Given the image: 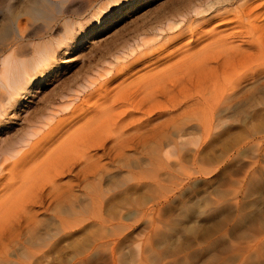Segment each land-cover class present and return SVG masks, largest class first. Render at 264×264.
<instances>
[{
  "label": "rangeland",
  "instance_id": "374dc122",
  "mask_svg": "<svg viewBox=\"0 0 264 264\" xmlns=\"http://www.w3.org/2000/svg\"><path fill=\"white\" fill-rule=\"evenodd\" d=\"M123 8L109 18L84 21L77 39L57 49L50 66L40 68L27 92L13 99L1 118L2 153L38 133L31 137L26 157L0 175L3 198H10L1 218L8 219L9 208L15 202L22 206L19 198L30 194H43L46 202L35 208V228L23 233L19 243L33 244L32 249L14 243L7 256L0 250V264H264V76L243 79L237 94H228L216 108L170 109L177 102L190 106L192 96L200 100L199 93L214 98L222 84L243 74L237 68L231 79L221 74L237 64L235 49L248 41L236 16L250 17L247 23L242 19L251 25L247 28L264 34V0H133ZM170 18L176 19V29H168ZM140 33L146 43L138 48L134 42ZM239 33L244 41L234 38ZM198 52L212 55V63L203 66ZM225 54L236 57L226 60ZM107 61L113 64L112 75L80 92ZM149 117L148 129L171 119L174 126L162 128L161 136L150 134L151 141L138 153L127 150L115 153L120 159L109 160L118 142L133 138L137 131L132 126ZM203 120L209 123L207 133ZM153 139L164 143L157 161L149 154L159 147ZM98 142L105 146L97 152ZM90 152L101 158L87 165L102 160L107 167L98 171L97 180H79L75 175ZM72 163V174L57 176L56 169ZM66 182L75 185L72 191L61 192L64 197L55 194ZM95 189L102 193V208L94 211L89 197ZM62 216L70 222L65 231L58 222Z\"/></svg>",
  "mask_w": 264,
  "mask_h": 264
},
{
  "label": "bare ground",
  "instance_id": "6f19581e",
  "mask_svg": "<svg viewBox=\"0 0 264 264\" xmlns=\"http://www.w3.org/2000/svg\"><path fill=\"white\" fill-rule=\"evenodd\" d=\"M100 1H102V0H0V15H3L4 17L6 16L5 19L3 18L4 20L0 19V128H1V122H2L1 118H2L5 110L7 109V107L11 106L12 100L15 99L17 96H20V95L24 94L25 92H27V90L29 89L28 87H29L30 83L33 81V79L38 77V74H41V71H39L40 68L42 69L44 67L47 68L50 66V62L54 59L55 53H56L58 48H60L62 46H70L71 43H73V41L77 39V37L80 35L81 29L84 27V21H89V20L92 21L95 19L99 20L102 17L104 19H105V17L109 18L113 15L114 12H117V11L119 13L122 12L124 10L123 7L125 6V4H127L133 0H107V1H109L108 4H102V2H100ZM260 8H262V6ZM258 10H260V9H258ZM195 11H197V9ZM259 13H261V12H259ZM249 15H251V13ZM234 16H236V15H234ZM252 16H254V15H251V17ZM258 16H260V15H258ZM236 17L239 21V22L237 21V23H236L237 27H240L242 29V27L245 26V28L247 30H245V36H244V34H242L243 33L242 32L236 36L234 35V38L236 40L238 39V40L244 41L245 39L242 38L244 36L245 38L247 37L248 41L247 40H245L244 42L240 41L241 44L237 47V50L235 49L236 52L234 54L237 56V58L235 60L237 62V64L234 63V60L231 61L234 54L233 55L227 54L230 56L232 55L231 57H229L225 54L226 60H227V57L231 58V60H228V61H230V63L233 62L235 65L233 63H231V64H233L234 67L230 66V67L224 68L223 71L221 69L224 65H222L220 70L223 72V73H221L223 78L229 77L226 79H231L230 77L233 75L236 76L237 70L235 68H237L239 70V72L244 71L243 74H241V75L238 74L235 78L231 79V81L227 80V82H229V83H227V85L222 84V86H224V87L221 86L222 90L221 91L219 90L220 93H218V88H217V90L215 89L218 94L214 93L215 90L213 92L215 95L212 93L210 94L212 96L214 95L215 96V97L213 96L214 98H211V97L209 98L205 94H203L204 93V89H203V93H202L203 95H201L200 93H199V95L197 94L198 95L197 98H199L200 100L196 99V97L194 98L191 95L192 99L190 101H193V100L195 101L193 104H190V106H189L188 105L189 103L188 104L187 103L183 104V102L178 103L176 100L175 102H177V104L172 105L170 107V109H180L181 107L186 108V106L188 109H192V108L199 109L200 107H202L200 109H204V108L210 109L211 107H212V109L214 107L216 108L215 105H217V104L219 105V103L221 101H223L225 96H227L228 94L229 95L231 94L230 96H234L237 94L236 89L240 88L241 81L243 79H245V78L256 79V77L259 79V78H262V76H264V34H261L260 32H257V31L253 32V31H251V29L247 28V26L248 27L250 26V28H251V25L247 24V26H246V24L243 22L242 19H244V21L247 23L249 21L250 17H245V14L244 15L240 14L239 16H236ZM256 19H257V17H256ZM175 20L176 19H174V18H172V19L170 18L168 20L167 26H169L168 27V29L170 28L169 30H171V29L173 30V29L177 28L178 24L176 23ZM173 21H175V22H173ZM241 23H242V25H241ZM249 23H252V22L250 21ZM252 28H254V27H252ZM155 32L153 35L157 36V33H155ZM261 32H262V30H261ZM259 33H260V35H259ZM137 37L138 38L136 39L134 44L136 46H138V48H141L139 46H142V44L144 45V43H146V40L143 39L141 33H140V35L138 34ZM202 39H204V37L200 38V40H198L197 42H201ZM36 40H39L38 43L35 42ZM218 43H219L218 41H217V43H215L216 47L218 46ZM236 44H238V43H236ZM27 45H28V47L31 46V48L25 49V47H27ZM213 45L212 46L210 45V46L213 47ZM210 46H205V47H207V49H208ZM220 46L221 45H219V47ZM205 49L206 48H204V47L200 48L201 51H205ZM209 49H211V48H209ZM184 50H185V48H184ZM212 51H213V49H212ZM207 52L208 51H205L204 53H207ZM198 53L200 55L203 52L202 53L198 52ZM220 53L219 54L222 55L221 51H220ZM209 54H210V52L205 54V55L209 56ZM208 56L204 57V55H203L204 58H203V61H201L203 63V66H204V64L208 65V63H212L213 56L212 55L210 57H208ZM222 56H224V55H222ZM188 57H186V58H188ZM217 57H219V56H217ZM235 57H233V59ZM220 58H221V56H220ZM116 59H118V56ZM198 60H200L199 57H198ZM222 60H224V57ZM217 62H218V60H217ZM217 62H215V63H217ZM224 62H227V61H224ZM106 64H108L107 67L104 66L105 65L104 64L101 68L94 70L95 73H93V75L94 74L95 75L93 77H90L89 80L86 79L87 81H86L85 85L82 86V89L80 90V92L86 91L87 89L92 88L96 84L95 83L96 79H99V78L103 79L104 76L106 77V76L112 75L113 70H111V68L109 67V66L113 65L112 62L109 63L107 61ZM197 64H199V62ZM219 64H220V62H219ZM239 65H241V66L239 67ZM195 66H196V64H195ZM193 71H195V70H193ZM231 71H233L232 75H230ZM198 74H200V72ZM198 74H196V75H198ZM214 76H215V74H214ZM216 76H219V77H215L214 78L215 80H216V78H220V75H216ZM226 79H225V81H226ZM177 80H179V79H177ZM205 80H207V79H205ZM205 80H203V83L206 84ZM215 80L213 81L214 85H215V82L217 81V80L216 81ZM220 80H222V79H220ZM197 81H198V79H197ZM218 81H219V79H218ZM179 86L181 87V85H179ZM207 87H209V85ZM203 88H204V86H203ZM78 91H79V89H78ZM165 92H167V91L165 90ZM195 95H196V93H195ZM151 96H153V95H151ZM168 96H169V94H168ZM230 96H229V98H230ZM185 99H186V96H185ZM183 105H185V106H183ZM166 109H168V108H166ZM161 113H162V111H161ZM172 120L173 119L166 121L165 123H162V125L160 124V125H157L153 128L148 129V126H146V125L148 123L150 124L152 119L149 117L146 120V123L145 122L142 123L141 122L142 119H140L141 123L137 124V126H132L134 128V131H137V132H135V135L132 133L135 137L132 135L133 138L130 137L129 138L130 140L126 138L127 140H124L123 142L122 141L118 142L119 147H116L118 149H116V148L112 149L111 148L113 150L112 152H114V149H116L118 153L114 152V154H113L110 152L109 155L107 153H106V155H108V157H110L109 160H111L115 157V153H116V155L117 154L125 155L124 153H126L125 151H127V150L128 151H134L135 153H138V150L140 147H144L146 142L151 141V140H147V138L150 134L152 136V133H155V134H153L154 136L152 137V138H155L156 135L161 136L159 134V132L161 131L162 128L165 132V131H167L168 127L174 126V125H171V123H173ZM207 120H209V119H207ZM201 123H202V127H203L204 132L208 131L209 130V129H207V127H208L207 123L208 122L206 120H203ZM133 125H135V124H133ZM46 127H47V125H46ZM164 132L162 131V135ZM109 133H110V130H109ZM126 136H128V135H126ZM31 137H33V138L38 137V133L37 132L29 133L27 138L21 140L18 143V147H12L11 146L8 149L6 148L3 151V153L1 152V149H0V175H1V173H3V171L5 170V168L7 166H9L11 164L17 166L18 160L20 158H23L26 155L27 150H29L28 148H30L32 146L31 145V141H32ZM166 137H165V139H166ZM0 139H1V137H0ZM170 139H171V137H170ZM153 140L157 142V139L156 140L153 139ZM158 143H159V147L157 146ZM104 144H105V142H98L97 144H95V146L94 145L93 146L95 147L94 149H96L98 152V149L100 150L105 146ZM155 145L157 146L155 151L149 152V154H151V156L154 157V160L156 159V161H157V159H160V158H158V154H161V153H159V151L161 152V149L163 148L162 146L164 145V143L162 141L161 142L158 141ZM1 155H3V156H1ZM63 155H65V154H63ZM95 155H92L90 152L86 155V157L84 156L85 157L84 161L87 163H84L85 165H83V167H81L79 169L77 175H75L76 177H79V180H81V179L87 180L88 177H93L96 179V175H99L98 171L105 169L104 168V166H105L104 161L105 160L103 161L104 162L103 165H102V160L99 163L98 162L91 163L92 166L87 165L91 162V160L94 158ZM97 156H98V154H97ZM2 157H6V158L2 159ZM81 157H83V156H81ZM98 157L101 158L100 156H98ZM98 157H95V158H97V160L99 161ZM115 158H119V157L116 156ZM152 160H153V158L150 159L149 161L153 163ZM158 161H160V160H158ZM61 165H63V164H61ZM73 165H74V163L68 164L66 166H61L58 168V170L56 169L57 176L64 178V176H62V175L72 174L73 173L72 171L74 168ZM139 165H142L141 162L139 163ZM80 166H82V164ZM105 167H107V166H105ZM102 176H104V175H102ZM56 179L54 181H56ZM59 179H58V181H59ZM76 179H78V178H76ZM98 179H99V177H98ZM0 181H1V178H0ZM54 181H52V182H54ZM99 181H101V179H99ZM71 182H69V183L66 182L67 184H65L64 187H62L61 185H60L61 187L57 186L58 187L57 189L55 187H53L57 184V183H54V185L52 187H53V189L55 188L54 190H56V191L55 192L52 191V193L54 192L55 194H58V196H59V193H61V192L64 193V192L72 191V189L74 188L73 186H75V185L72 184V186H71ZM59 183L61 184V182H59ZM52 187H51V189H52ZM99 187H101V184H99ZM31 188H34V187L30 186L29 189H31ZM39 188L40 187H37V190ZM35 189H36V187H35ZM49 190H47V191L49 192ZM138 190H140V189L137 188L136 191H138ZM94 191H95V193L93 191L91 193L89 192L90 195L92 193H94L91 196L89 195L90 196L89 199H90V206H92L94 211H95L96 209L100 210L102 208L101 198H99L102 193L98 194L99 195L98 196L96 194V189ZM36 192H38V191H36ZM32 193H34V192L32 191ZM52 193L51 194L48 193V197L50 196L49 198H52V195H54V193L53 194ZM28 194H30V193H28ZM13 195H15V194H13ZM64 195H63V197H64ZM30 196H32V195L30 194L29 196H27L29 199H27V197H25L24 199L20 200V198H19V201L23 204L22 206L18 202H15V203H17L16 207H14L15 203H14V205H12L14 208H12L10 206L13 210L8 207L9 210H11V214H9L11 216H8V219L6 218V216H3L4 219L6 218L5 220L7 223L5 222V224H1V219L3 218V217L1 218V213L3 211L4 205H6V203H8V202H6V200H8L10 198H8L6 200L3 198L4 196H3L1 185H0V250L3 251L2 253L5 256L8 255L7 249H9V246H10V248L13 247L12 244H14V243H18V245H20L19 243H21L20 240H21L23 233L27 234V233L32 232L34 230V228H35L34 226H35L36 220L38 218V214H39V212H38V214L36 213L37 209H36V212L34 210H35V208H38V207L42 208V205H45L46 201L45 200L43 201V198H44L43 194L40 195L39 193H37L35 196H32V197H30ZM55 196H53L52 200L55 199ZM11 197H12L11 198V201H12L14 199L12 194H11ZM101 197H103V196H101ZM15 198H16V196H15ZM56 199H57V197H56ZM15 200H18V199L16 198ZM18 204L21 207L20 209H18V207H19ZM50 206H51V204H50ZM93 209H92V211H93ZM19 210H20V213L18 214ZM8 213H7V215H8ZM74 214H77V213H74ZM12 215L14 216L13 219H11ZM66 216L68 217V215H66ZM58 222H59L60 227L62 228L63 231H65V228L70 227L69 226L70 222L68 223L66 218H64L63 216H62V218L58 219ZM73 224H71V226H73ZM25 229H28V230L26 231ZM23 236H25V235H23ZM31 237H33V236H31ZM22 243H23V241H22ZM14 245H16V244H14ZM30 245L31 244H29V246H27V244L25 243V244H21L20 246H22V248H25L26 250H29L31 248ZM31 246H33V244Z\"/></svg>",
  "mask_w": 264,
  "mask_h": 264
}]
</instances>
